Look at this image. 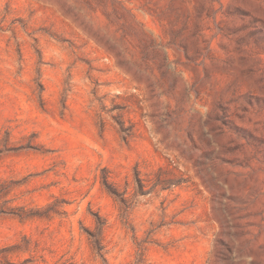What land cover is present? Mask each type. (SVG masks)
<instances>
[{
    "label": "rangeland",
    "instance_id": "1",
    "mask_svg": "<svg viewBox=\"0 0 264 264\" xmlns=\"http://www.w3.org/2000/svg\"><path fill=\"white\" fill-rule=\"evenodd\" d=\"M0 264H264V0H0Z\"/></svg>",
    "mask_w": 264,
    "mask_h": 264
}]
</instances>
